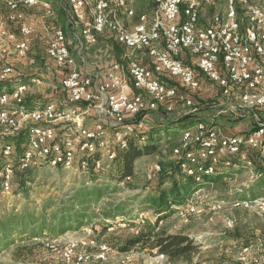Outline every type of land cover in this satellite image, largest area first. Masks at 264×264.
Here are the masks:
<instances>
[{
  "label": "built area",
  "instance_id": "obj_1",
  "mask_svg": "<svg viewBox=\"0 0 264 264\" xmlns=\"http://www.w3.org/2000/svg\"><path fill=\"white\" fill-rule=\"evenodd\" d=\"M65 1L74 11L77 22L82 23L80 33L75 34L78 50L71 51L64 29L58 27L47 54L65 71L61 87L69 103L93 106L104 123L87 126L80 109L52 102L29 109L25 103L27 93L43 82L38 76L25 82L16 81L11 89H4L0 93V154L5 159L0 198L11 194L15 168L25 171L36 162L68 169L78 164L89 172V161L95 156L93 169H103V158L116 159L117 149H126L127 136L135 131L127 123V115L136 116L159 108L172 112L175 102L194 107L190 94L201 88L202 76L220 92L222 110L219 114L228 112L237 118H252L254 125L246 133L231 134L222 131L212 119L185 129L181 147L176 148L177 154H183L180 167L184 173L195 176L200 183L203 175H214L223 166L241 167V163L242 168L253 171L257 165L249 152H254L257 162L264 165V117L256 114L264 110V0L256 4L241 0L249 8L246 18L239 15L238 0H227L223 14H214L205 28L200 26L201 11L214 0H155L152 19L141 15L140 22L133 27L120 18L119 10L130 17L134 15L126 0ZM4 3L11 13L6 21H0V52L24 58L31 50L34 28L25 21L21 8L43 5L46 15L51 17L55 14L53 5L47 0H4ZM87 9L90 19L86 16ZM12 22L19 24L18 33L10 28ZM71 24L75 27L76 23L71 21ZM107 32L114 35L128 53L126 62L112 63L102 76L100 72H90L84 65L79 66L78 57L82 56L81 50L88 44L98 43L99 35ZM145 51L152 65L140 63L136 58ZM14 72L12 64H0V82H8ZM167 78L178 81L184 90L170 84ZM24 129H27L26 147L15 161L16 145L7 137ZM154 168L161 169L158 165ZM260 200L264 205V197L224 203L249 207ZM220 207L213 203L210 212ZM197 208L191 206L190 212H196ZM262 245L264 230L256 241L238 248L241 255L238 263L264 264ZM76 247L73 243L66 248L63 264H85L93 257L102 263L108 260L110 248L107 245H103L96 256L77 252Z\"/></svg>",
  "mask_w": 264,
  "mask_h": 264
},
{
  "label": "rangeland",
  "instance_id": "obj_2",
  "mask_svg": "<svg viewBox=\"0 0 264 264\" xmlns=\"http://www.w3.org/2000/svg\"><path fill=\"white\" fill-rule=\"evenodd\" d=\"M126 1L133 8L131 4L134 1ZM238 1L241 4V0ZM53 4H55V14L51 17L46 15L43 5H25L21 8V12L25 15V21L34 28L33 36L37 37L27 56L21 58L14 53L3 54L0 52V54L6 57L9 64H12L14 71L20 73L24 80H29L34 75L42 79L41 85L31 88L30 91V94L33 95L32 97L38 100L36 103L37 107L41 108L43 103L49 101L66 108L88 109V113L81 115V118L84 117L85 124L92 127L95 123L103 122V119L96 112L95 114L92 112L95 111L93 106L69 103L68 96L61 87V73L63 70L55 65L54 61L48 57L45 51L53 38L55 30L61 27L63 22L60 17V4L57 1ZM226 7L227 0H214L212 4H207L202 8L201 19L208 21L214 14H223ZM244 7L241 4L242 10ZM122 11L119 10V12ZM10 13L11 10L5 5L4 0H0V18H2L0 21H6ZM86 13L87 18L90 19L91 13L89 9H87ZM121 15L122 13L120 17ZM76 23L79 24V28L74 29L75 33L73 34L67 35V33L66 37L68 39L69 36L70 39H74L76 37L75 34L80 33L82 23ZM9 24L10 28L18 33V24L14 22ZM7 46L11 50V43H8ZM81 53L83 58H78L80 59L79 63H83L84 60L87 61L85 48L81 50ZM33 58L36 59L35 63H31L30 61ZM136 58L144 64L150 63L146 51L139 56L137 55ZM141 58H143V61ZM13 76L11 79L14 78ZM19 80L23 81L22 79ZM10 83L12 84L8 85L7 90L13 87L16 80H12ZM172 83L179 86L181 90H184L178 81H172ZM143 95H145L144 92ZM190 95L195 101L194 107L188 108L182 102H175L172 112L164 111L161 108L162 113L171 116L173 112L180 108H184L188 112H198L203 108L208 111L213 110L215 114L212 115V119H215L216 122L218 121L221 115L219 112L222 110L220 106L222 99L219 90L209 79L202 76L201 88ZM145 112L149 113L150 111ZM256 114L264 117V110L261 109ZM221 116L225 120L229 116L234 117V119H241L231 114L226 115V113ZM126 118L127 123L132 125L135 130L143 131L147 127L148 129L156 128L160 124V122L158 123L155 120L151 122L145 119L139 125L135 122L138 119L137 115H127ZM249 120H252L251 123L254 125V120L252 118ZM146 123L148 124L147 126L145 125ZM149 124L157 125L150 126ZM171 139L174 140V137L172 136ZM150 140L151 138L147 137L143 141L141 140V142H149ZM167 144V134L162 132L159 146L164 153L167 152ZM78 156L80 157L81 154L78 153ZM250 158H254V156ZM116 159L109 161L107 157H104L105 167L99 170H90L89 172H85L78 167V164L68 169L61 166H42L36 162L32 167L34 171L32 179L27 182V187H25L28 190V194L18 191L19 177L16 176L13 179L14 189L11 191V194L3 195L0 198L1 210L11 208V206L23 208L24 203H28V201L40 208L46 205L45 200L48 198H52V203L56 202L60 204L61 199L66 200L84 186H87L89 189L94 185L98 187L103 186L105 189L99 203H95L90 209L89 215L93 216L92 221L88 222L87 220L77 228L65 230L61 235L55 236L48 235L45 232L44 235L38 236V238H32L28 233L22 235L20 232L14 233L12 235L13 239L9 242L8 246L0 249V264H63V252L73 243L77 246V252L86 253L91 256H96L102 250L103 245H107L110 250L108 260L104 264H123V261H127L128 264H160L163 260H167L166 256L162 258L147 254L141 256L136 251L120 254L114 249L116 243L125 241L132 230V226H145L149 222H156L159 218L157 211L154 209L153 204H151V200L159 195V191L156 189L158 184H156L157 180L154 178L153 167L158 163L160 156L157 154L144 155L136 162V175L131 179L121 182L110 175V171L115 174ZM229 169L235 173L232 177L195 189L189 199V204L174 205L171 214L170 212L163 214L170 215L164 218L161 227L174 233H187L200 245L201 252L196 255L192 264L199 262L205 264H216V262H221V264H239L241 255L239 254L237 238L245 234L246 236L255 233L262 234L264 230V205L262 200L249 207H233L231 204L225 205L224 203L228 202V200H242L251 196L253 188H256L258 191H264L259 182L261 177H258L257 169L253 171L247 168L242 169L241 167H229ZM170 185L166 183L163 187H170ZM213 203H218L221 207L217 211L210 212V205ZM53 204L55 206V203ZM117 205H119L120 213L114 219H105V213L111 207ZM191 206L198 207V210L190 212ZM103 225L109 226L106 232H103ZM260 248L264 250V245ZM100 263L96 257H93L85 264ZM176 264L188 263L179 261Z\"/></svg>",
  "mask_w": 264,
  "mask_h": 264
},
{
  "label": "trees",
  "instance_id": "obj_3",
  "mask_svg": "<svg viewBox=\"0 0 264 264\" xmlns=\"http://www.w3.org/2000/svg\"><path fill=\"white\" fill-rule=\"evenodd\" d=\"M133 1L134 2H132L131 5L133 7L132 9L134 10V15L131 17L134 18L136 24L140 22L141 15H146L148 18L152 19L156 10L155 0ZM248 1L250 4H256L260 2L259 0ZM60 3V17L61 20H63L61 27L67 34L71 28L73 29L71 21L76 23L77 20L75 19L74 11L72 10L69 3H67L65 0L61 1ZM241 4L238 2L237 9L239 15H241L242 18H246L249 8L247 5H244L245 7L242 10ZM53 9L55 13L54 6ZM6 63H9L6 57L0 54V64ZM64 74L65 71L63 70L62 77ZM13 75L14 78L8 80V82H0V93L3 92L4 89L8 87V85L12 84L10 83L12 80L21 81L19 79H22L23 82L27 81L26 79L24 80L23 76L18 72H14ZM32 96L33 95L30 94V92L27 93L25 103L28 105V108H40L37 107L36 104L38 100ZM47 103L50 102L48 101L43 103V106ZM80 104L88 105L87 103ZM198 112L192 111L184 113L182 116H180L179 120L175 121L169 117V115L162 114L168 119L167 121L160 123L156 128L153 127L148 129L147 127V129L145 128L143 131L135 130L127 136L128 145L126 149H117L118 156L115 163L116 171L115 174L114 172L110 171V175L119 182L131 179L136 175V162L144 155L157 154L160 156L158 163L155 165H158L161 167V169L160 171H157L156 168H154L155 165L153 167L154 178L157 180L156 184H158L156 189L159 191V195L151 200V204H153V207L157 211L159 218L156 222H149L145 226H132V230L126 237L125 241H120L114 245L116 252L120 254H127L130 251H136L141 256L146 254L156 256L165 254L167 261L172 264H176L179 261L192 264L196 255L201 252L200 245H198L189 234L184 232L174 233L168 231L164 227H161L162 221L164 218H166V216L171 214L172 207L174 205L189 204V199L191 198L192 192H194L195 189L210 185L213 182L218 183L220 180H225L235 174L234 172H231L228 167L226 168L223 166L214 175H203L202 181L198 183L195 180V176L186 175L183 169L180 167V158L183 156V154H177L176 148L181 147L182 132L185 129L191 128L199 121L209 122L212 120L211 117L202 118L201 116H198ZM145 114H147L145 111L138 114V119L135 122L141 123L145 119L143 118L145 117ZM196 117L199 118L197 120L195 119L191 121L192 118ZM230 119H234V117L230 116ZM215 124L219 125L217 122H215ZM26 130L27 129H24L18 134L7 137L9 142L11 141L16 145L15 153L13 155L15 161H17L18 155H20L25 150L27 143ZM162 132L167 134L168 139L166 153H164V151H162L159 146ZM158 136L160 137L158 138ZM172 136L174 137V140L171 139ZM147 137L151 138L149 142H141V140L143 141V139H146ZM95 159L96 157L93 156V158L89 161L88 169L94 170L93 166ZM1 160H3V156L0 154V181L3 178L2 169L5 159L3 161ZM234 162L237 161L235 160ZM255 163L257 165V175L258 177H261L259 180L260 185H262V188H264V165L257 162L256 159ZM240 165L242 168L243 165L241 163ZM32 167L27 168L25 171L15 168V173L12 178V188L14 187L13 179L18 176V191L28 194V190L25 187H27V182L32 179L34 172ZM166 183L171 184L170 187H163ZM90 189L87 186H84L77 190L76 193L69 196L66 200L61 199L60 204L53 202L55 203V206L52 203V198H48L45 200L46 205L40 208L36 207L29 201L28 203H24L23 208L11 206V208H5L4 210H1L2 207H0V249L8 246L9 242H11L13 239L12 235L17 232H20L21 235L28 233L32 238H38V236L44 235L45 232H47L48 235L55 236L61 235L65 230L75 229L87 220L88 222L92 221L93 216L89 215L90 209L92 205L99 203L104 194L105 187H98L94 185ZM261 197H264V191H258L256 188H253L251 196L246 197V199L257 200L261 199ZM168 212H170V214L163 215L167 214ZM118 213H120L119 205L111 207V209L105 213L104 216L105 219L111 220L114 219ZM102 228L103 232H106L109 226L103 225ZM259 235L260 234L256 233L248 236H246V234L241 235L237 238V244L240 247L246 246L256 241ZM216 264H221V262H216Z\"/></svg>",
  "mask_w": 264,
  "mask_h": 264
},
{
  "label": "crops",
  "instance_id": "obj_4",
  "mask_svg": "<svg viewBox=\"0 0 264 264\" xmlns=\"http://www.w3.org/2000/svg\"><path fill=\"white\" fill-rule=\"evenodd\" d=\"M47 1H49V0H47ZM56 1H57V3L61 4L60 3L61 0H50L49 2H50V4H53ZM53 6H55V4H53ZM121 13L123 16L121 15L120 18H122L129 26L133 27L134 25H136L134 18L128 16V14L124 10L122 12H120V14ZM212 18L208 21H203L202 19H200V26L203 28L207 27L211 23ZM0 19H2V18H0ZM75 27L79 28V24L76 23ZM75 27H73V29L69 28L70 30L68 31V35L75 33V31H74V29H76ZM18 32H19V30H18ZM32 37L34 39L32 38V45L31 46H33V44L35 43L36 38H37V37H35V35L34 36L32 35ZM70 40H71V42H70ZM68 42H69V47H70L71 51L73 53L77 52V40H76V38L70 39V36H69ZM45 51L47 53L46 49H45ZM124 51H125V53L123 54ZM126 52H127V49L125 47L123 48L121 45H119L117 43L115 36L112 35L110 32H107L106 34L104 33V34L100 35L98 43L88 44L86 46L85 53L87 54V61L84 60L83 63H79V66L84 65V67L86 69H88L90 72L91 71L100 72L102 74V76H105V74L108 71L109 66L112 63H114V62H120V63L126 62L125 60H126V56L128 53V52L127 53ZM79 57L81 59L83 58V56H79ZM141 60L143 61V58H141ZM30 61H31V63H35L36 59L33 58ZM78 61L80 62V59H78ZM140 63H142V62H140ZM147 65H152L151 60H150V63ZM48 73H50V71H48ZM61 75H62V73H61ZM167 81L170 84H173L172 80L170 78H167ZM135 91L137 93L139 92L138 90H135ZM209 93H212V92H209ZM81 112H82V115L86 114V113H88V109H83V110H81ZM92 112H94V114L96 112V114H97V111H92ZM184 113H188V111H185L184 108H180V109L176 110L175 112H173V114H171V116L169 115V117L174 119V121L179 120L180 116H182ZM225 113H222V114H225ZM227 113H226V115H229V113L228 114ZM161 114H163L161 110L150 111L149 113H147V115H145L144 118L146 120H150L151 122L155 120L158 123L159 122L164 123L168 119ZM213 114H215V112H213V110L208 111L207 109H203V108H201V110L197 113V115L201 116L202 118H209V117L212 118ZM221 115L219 116L217 123H219L221 130L224 132H228L231 134H243V133H246L251 128H253V125L251 123L252 120L250 121L249 120L250 118H248V117L242 118L241 120H237V119H230V116H229L227 118L228 120L227 119L225 120V118ZM82 118H84V117H82ZM198 118L199 117L192 118L191 121L195 120V119L197 120ZM147 125L148 124L146 123V126ZM149 125L154 126L157 124H152V125L149 124ZM251 156L252 157L254 156V159H257V156L254 152H249V157H251ZM239 247L240 246H238V248ZM97 261L99 262V260H97ZM100 264H104V263L101 262ZM123 264H128V263H127V261H123ZM160 264H172V263H169L167 260H163Z\"/></svg>",
  "mask_w": 264,
  "mask_h": 264
}]
</instances>
